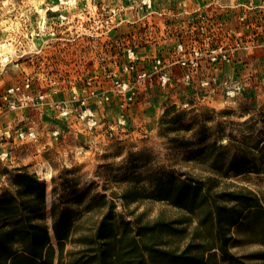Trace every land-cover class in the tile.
<instances>
[{
  "label": "rangeland",
  "instance_id": "1",
  "mask_svg": "<svg viewBox=\"0 0 264 264\" xmlns=\"http://www.w3.org/2000/svg\"><path fill=\"white\" fill-rule=\"evenodd\" d=\"M263 142L264 0H0V195L27 166L49 225L84 188L128 219L182 218L151 197L155 179L262 164ZM226 179L264 205V172ZM249 219L231 251L259 263Z\"/></svg>",
  "mask_w": 264,
  "mask_h": 264
},
{
  "label": "trees",
  "instance_id": "2",
  "mask_svg": "<svg viewBox=\"0 0 264 264\" xmlns=\"http://www.w3.org/2000/svg\"><path fill=\"white\" fill-rule=\"evenodd\" d=\"M257 151L264 157V142ZM251 169L264 172V163L230 161L217 168L220 175L155 179L151 197L184 211L182 218L144 221L132 210L128 219L105 194L92 196L84 188L53 202L49 225L45 183L27 166L18 167L11 188L0 195V264H264V251L252 256L259 263L231 251V230L249 217L264 245L259 195L226 179ZM134 193H122L123 203L139 200Z\"/></svg>",
  "mask_w": 264,
  "mask_h": 264
},
{
  "label": "built area",
  "instance_id": "3",
  "mask_svg": "<svg viewBox=\"0 0 264 264\" xmlns=\"http://www.w3.org/2000/svg\"><path fill=\"white\" fill-rule=\"evenodd\" d=\"M242 19H243V17H241ZM18 89H19V87H18Z\"/></svg>",
  "mask_w": 264,
  "mask_h": 264
}]
</instances>
